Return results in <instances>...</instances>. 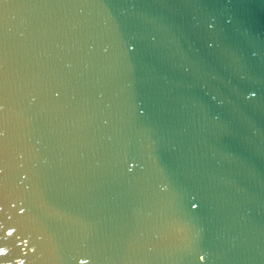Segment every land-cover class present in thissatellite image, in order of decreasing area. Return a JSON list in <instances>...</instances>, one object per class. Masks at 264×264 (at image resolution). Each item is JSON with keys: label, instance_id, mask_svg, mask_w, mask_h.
<instances>
[{"label": "water", "instance_id": "95a60500", "mask_svg": "<svg viewBox=\"0 0 264 264\" xmlns=\"http://www.w3.org/2000/svg\"><path fill=\"white\" fill-rule=\"evenodd\" d=\"M0 264H264V0H0Z\"/></svg>", "mask_w": 264, "mask_h": 264}]
</instances>
